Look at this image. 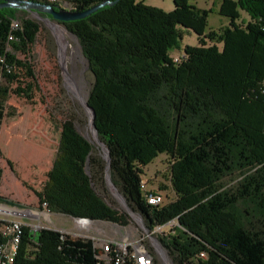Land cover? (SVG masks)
I'll use <instances>...</instances> for the list:
<instances>
[{
    "label": "trees",
    "instance_id": "1",
    "mask_svg": "<svg viewBox=\"0 0 264 264\" xmlns=\"http://www.w3.org/2000/svg\"><path fill=\"white\" fill-rule=\"evenodd\" d=\"M103 1L67 0L77 12ZM194 1L173 0L165 13L111 0L84 19L59 24L76 38L92 75L87 103L109 151L113 184L148 231L177 223L158 236L173 263L264 264V95L257 91L264 78V0H222L219 14L229 23L218 32L206 31L208 12ZM241 12L249 17L243 27L236 23ZM19 14L26 12L0 9V122L10 94L31 99L37 89L30 63L17 54H28L39 25ZM13 19L21 26L7 52ZM185 32L199 44L185 47L175 64L169 52L179 49ZM92 151L64 121L38 201L50 212L125 227L128 214L94 190L105 184V162ZM160 154L172 162L175 198L151 206L141 176ZM226 177L234 184L227 186ZM0 204L23 208L3 196ZM97 254L91 239L23 226L13 264H99Z\"/></svg>",
    "mask_w": 264,
    "mask_h": 264
},
{
    "label": "rangeland",
    "instance_id": "2",
    "mask_svg": "<svg viewBox=\"0 0 264 264\" xmlns=\"http://www.w3.org/2000/svg\"><path fill=\"white\" fill-rule=\"evenodd\" d=\"M136 1L159 8L165 13L173 10V0ZM221 2L222 0L193 2L196 7L208 12L206 31L218 32L228 25L229 19L219 14ZM41 16L48 17L45 14ZM18 17L34 20L39 25V31L28 54H17L20 60L30 63L37 89L31 95V99L12 93L5 103L4 117L0 122V196L21 204L23 208L18 209L4 204L0 206L21 210V215L15 218L29 225L33 230L49 228L60 232L63 228L66 229L63 232H67L73 238L120 239L127 237L129 241H141L152 252L155 264H174L172 258L160 245L158 236L169 232L177 225L175 221L146 233L136 220L129 217L125 227L94 221L86 231L75 228L71 217L50 211L48 213L42 209L36 192L42 189L47 179L58 145L60 126L64 121H72L76 131L92 144L93 155L102 156L100 147L93 141L95 139L90 130L89 114L81 103V100L85 102L88 99L93 78L76 38L61 24L53 22L61 30L62 36L58 33L59 37L65 39L64 43L62 41L64 44L62 50L65 48L64 60L62 51L61 56L66 72L61 69L57 37L50 27L30 12L19 14ZM248 21L249 17L241 12L240 19L236 23L243 27ZM198 44V38L194 33L185 32L179 49L169 52L173 63H181L180 58L184 54L185 47H195ZM175 59L178 60L175 61ZM171 165L169 157L166 154H160L143 168L141 176L145 185L143 191L160 194L163 204L175 198L169 181ZM224 182L227 186L234 184L229 177H226ZM94 190L108 206L120 213L125 212L122 203L105 184L102 187L95 186ZM43 213H48L50 219L45 218ZM151 237L156 241L154 242L156 245ZM157 244L160 245L165 258L156 248Z\"/></svg>",
    "mask_w": 264,
    "mask_h": 264
},
{
    "label": "built area",
    "instance_id": "3",
    "mask_svg": "<svg viewBox=\"0 0 264 264\" xmlns=\"http://www.w3.org/2000/svg\"><path fill=\"white\" fill-rule=\"evenodd\" d=\"M42 1L47 2L48 5L55 6L59 9L69 10L67 0ZM20 26V21L18 19H13L10 22V32L7 36V52L11 51L9 43L13 42L16 39L13 32L20 29ZM177 60L178 59H175V61ZM0 63H3L2 57H0ZM1 82L2 75L0 72V85ZM257 91L258 94L264 95V78L262 79ZM141 188L142 190H144L145 188V185L142 181ZM144 197L147 204L151 206H160L163 204V199L160 194L154 192H144ZM41 207L43 210H46L49 213L47 204L45 202L41 204ZM4 208L8 209V207L0 206V264H13L19 244L21 243L23 226L29 225H25V223L15 218L17 216H20L21 212L11 213ZM48 213L43 214L45 218L49 220L50 218ZM30 215H32V213H30ZM72 221L75 228H77L78 230L83 229L86 231H88L92 222L88 219L80 218H72ZM31 229L33 230V228ZM86 238L91 239L95 247L97 248L98 254L96 255V259L99 264H155L152 252L148 248H146L139 240L129 241L127 237H123L120 239H102L95 237Z\"/></svg>",
    "mask_w": 264,
    "mask_h": 264
},
{
    "label": "water",
    "instance_id": "4",
    "mask_svg": "<svg viewBox=\"0 0 264 264\" xmlns=\"http://www.w3.org/2000/svg\"><path fill=\"white\" fill-rule=\"evenodd\" d=\"M111 4H112L111 0H105V1L93 6L91 8L85 10V11L77 12V11H71V10H66V9H59V8L52 6V5H48V4H44V3H38V2H34V1H29V0H3L2 2H0V9L12 8V9L22 10L25 12H30L32 15L36 16L38 19L42 20L46 25H48V27H50L51 31L55 35L54 27H56L57 24L84 19V18L88 17L89 15H91L92 13L96 12L98 9H100L106 5H111ZM41 14H46L48 17L44 18L41 16ZM53 22H55L57 24H54ZM56 42H57L58 47L60 49V45L57 41V38H56ZM61 69L63 72H66L63 61H61ZM81 103H82V107H84V109H86L88 114H89V125L91 126V129L94 132L95 140L98 144H100V149L102 151V157H103L104 162H105L104 181H105L106 187L122 203V206L125 209L124 211L128 214V216L130 218L136 220L142 226L143 230L147 233L148 230L146 229L142 218L140 216H137L129 208L125 199L120 194V192L118 191V189L115 187V185L113 184V182L111 180L110 173H109L110 155H109V151L106 148V146L104 145V143H102L100 141V139L98 138V132H97V129H96L95 124H94V120H95L94 110L88 105L87 101L84 102L81 100ZM103 147H105V148H103ZM18 211L21 212V210H18ZM35 231H38V230H35ZM151 240L153 243L156 242L155 240L152 239V237H151ZM154 245H156V244L154 243ZM156 248L160 249V245L157 244Z\"/></svg>",
    "mask_w": 264,
    "mask_h": 264
},
{
    "label": "bare ground",
    "instance_id": "5",
    "mask_svg": "<svg viewBox=\"0 0 264 264\" xmlns=\"http://www.w3.org/2000/svg\"><path fill=\"white\" fill-rule=\"evenodd\" d=\"M59 27L58 26H56V27H54V33H55V36L57 37V41H58V43H59V45H60V49H59V51H60V58H61V61H63L64 60V54H63V50L65 49H63L62 50V48H63V45L64 44H62V41H63V43L65 42V39H64V37H62V39L59 37V35H58V33L61 35V30L60 29H58ZM62 36V35H61ZM61 51H62V56H63V60H62V56H61ZM69 76V75H68ZM68 78V77H67ZM90 130H91V133H92V135H93V137H94V132H93V130L91 129V126H90ZM94 139H95V137H94ZM96 144H98L97 142H96V140H93ZM97 146H99L100 147V144H98ZM103 148H105V147H103ZM4 209H6V208H4ZM7 211H9V212H11V213H14V212H16V213H18V212H20V211H18L17 209H11V208H8V209H6ZM159 249V248H158ZM160 250V249H159ZM160 253H161V255L165 258V255H164V253H163V251L162 250H160Z\"/></svg>",
    "mask_w": 264,
    "mask_h": 264
},
{
    "label": "crops",
    "instance_id": "6",
    "mask_svg": "<svg viewBox=\"0 0 264 264\" xmlns=\"http://www.w3.org/2000/svg\"><path fill=\"white\" fill-rule=\"evenodd\" d=\"M72 222H73V221H72ZM73 226H74V225H73ZM65 230H66V229L61 228V229H60V232H63V231L65 232ZM66 233H67V232H66Z\"/></svg>",
    "mask_w": 264,
    "mask_h": 264
},
{
    "label": "flooded vegetation",
    "instance_id": "7",
    "mask_svg": "<svg viewBox=\"0 0 264 264\" xmlns=\"http://www.w3.org/2000/svg\"><path fill=\"white\" fill-rule=\"evenodd\" d=\"M46 15V14H45ZM47 16V15H46Z\"/></svg>",
    "mask_w": 264,
    "mask_h": 264
}]
</instances>
